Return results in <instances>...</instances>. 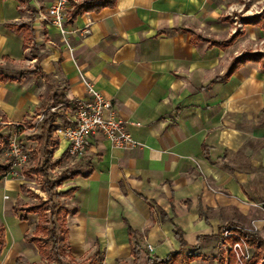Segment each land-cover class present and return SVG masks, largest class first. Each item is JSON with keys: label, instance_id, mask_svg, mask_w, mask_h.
Returning <instances> with one entry per match:
<instances>
[{"label": "crops", "instance_id": "1", "mask_svg": "<svg viewBox=\"0 0 264 264\" xmlns=\"http://www.w3.org/2000/svg\"><path fill=\"white\" fill-rule=\"evenodd\" d=\"M51 2L0 0V135H16L27 153L43 109L71 126L75 103L89 98L80 75L140 144L118 150L94 134L73 159L78 175L62 183L73 192L61 198L73 263L146 264L180 253L185 264L189 253L186 264H226L225 240L238 231L264 241V68L247 62L226 75L241 54L231 50L238 38L214 45L232 35L236 0H115L65 19L70 54L46 17ZM49 150L59 158L66 143L53 136ZM21 185L0 180V264H47L28 242L34 213L15 211ZM224 247L222 259L212 254Z\"/></svg>", "mask_w": 264, "mask_h": 264}, {"label": "trees", "instance_id": "2", "mask_svg": "<svg viewBox=\"0 0 264 264\" xmlns=\"http://www.w3.org/2000/svg\"><path fill=\"white\" fill-rule=\"evenodd\" d=\"M115 4V0H84L79 4H71L70 10L67 12L66 20L71 22L73 21L77 16H80L84 13H97L100 10L104 8H112ZM242 24L245 26H259L261 29H264V23L259 22V19L255 17L246 18L242 20ZM237 35L233 34L227 41L222 43H214V45L218 47H226L230 45L235 39ZM247 62H253V63H259L262 68H264V58L259 56V54H250V53H242L238 55L236 58H234L227 70L226 75H230L233 73V71L240 65H243ZM58 104L57 101L52 103V107H55ZM57 116L56 114L52 113L49 108H45L41 112V122L39 125V133L32 137V139L35 141L36 146L34 150L29 151L26 153V165L21 168V175L23 178H27L28 176H36L39 177L41 180V188L42 191L46 195V200L44 201V204L47 208H45L43 211L47 212L49 214V225L50 228L44 230L39 229L36 226L35 234H33V237L28 239V242L35 245L37 248L40 249L42 254L46 257L47 264H74L71 257L68 255L66 251L65 246V239L64 234L65 230L62 226L60 230V238H57V234L55 233V227L54 221L52 220L53 216H59L62 212L61 221L63 225V218L65 215V212L61 209H54V206L50 204L52 202L53 198H60V197H66L70 196L73 192V189H69L62 193L53 192V189L55 187L59 186L61 183L65 182L66 180L70 179L71 177H74L78 175L76 172H73L69 175H64L58 178L56 182H49L46 179V171L49 167H54L57 165L60 160L64 157H68L67 152H64L56 161L50 163V154H48V149L52 146V139L55 133V130L59 128V126L56 124ZM8 137L1 136L0 135V154L5 152L6 145H7ZM22 150H24L22 148ZM38 158L41 159V161H38ZM30 164L31 166L28 167L27 164ZM10 170V163L9 161L5 164H0V180H2ZM22 187H20L21 189ZM49 205V206H47ZM34 210H39V207H30L28 208V211L25 213H34ZM15 211H17L15 209ZM23 216V215H22ZM21 216V219H22ZM57 219V218H56ZM44 233V237L37 236V232ZM238 237L243 241L245 246L249 249H252L253 252L250 255V257L243 261V264H257L259 262V253L264 248V242L263 240L257 235V233L254 232H245V231H238L237 232ZM132 234L131 231H129V235ZM178 237V235H176ZM225 241H227V244L232 245L234 243H237L238 240L236 238H228ZM57 242L61 244V247H57ZM4 245L3 240V231L0 226V253ZM133 253V252H132ZM195 256L190 255L189 253L185 256V264L191 261ZM182 258V255L180 253H170L168 256L163 260H157L155 258H147L146 264H181L180 260ZM88 264V263H84ZM226 264H237L236 259L234 257V253L231 250L227 251V262Z\"/></svg>", "mask_w": 264, "mask_h": 264}, {"label": "built area", "instance_id": "3", "mask_svg": "<svg viewBox=\"0 0 264 264\" xmlns=\"http://www.w3.org/2000/svg\"><path fill=\"white\" fill-rule=\"evenodd\" d=\"M69 0H52L46 9V17L51 24L57 28L61 38L65 34L63 22L66 19ZM66 51L70 54V48L63 39ZM79 80L85 88L89 98L86 101L75 103L74 120L71 126L59 127L55 130L54 136L66 143V152L69 158L78 159L82 157L88 145V138L98 134L102 136L112 148L118 150H133L140 144L133 140L125 129V124L116 117L115 112L108 100L93 90L91 85L79 75ZM53 112V109L50 110ZM36 122H41V115L36 117ZM20 127L16 125L15 129ZM4 154L10 163V170L7 176H14L17 170L26 165V152L22 150L20 141L16 135L11 136L6 145ZM224 237L230 236L223 233ZM238 242L230 245L237 264H243L250 256L243 241L234 236ZM150 250L149 247H147Z\"/></svg>", "mask_w": 264, "mask_h": 264}, {"label": "rangeland", "instance_id": "4", "mask_svg": "<svg viewBox=\"0 0 264 264\" xmlns=\"http://www.w3.org/2000/svg\"><path fill=\"white\" fill-rule=\"evenodd\" d=\"M84 0H69L68 7L71 8V4H79ZM237 6L233 8V11H227L228 17H227V28H229V33L236 34L237 40L235 41L233 47H232V54H236L241 52L242 53H250V54H259V56L264 58V29H261L259 26H250V27H243L245 25L242 24V20L246 18L251 17H257L259 19V22L264 23V0H236ZM232 10V9H231ZM225 27V28H226ZM224 31V30H223ZM231 35V36H232ZM224 33H222V37H224ZM41 103H46V101H42ZM31 126H29V133L28 138H32L33 136L37 135L39 133V122H36V120L32 123H30ZM25 127V125H24ZM27 128V127H26ZM27 130V129H26ZM32 141V140H31ZM31 148H34V143L32 142ZM48 154H50V163L56 161L58 157L54 158V154L52 156V151L48 149ZM7 160L6 155L4 154L3 157H0V163H4ZM38 161H41L40 158H38ZM72 163V164H71ZM75 161L72 158L64 157L60 160V162L55 165L54 167H49L46 171V179L51 182H56L58 178L61 176H66L71 173H73V170L76 168ZM10 179H17L21 182V189H20V197L18 204H16L15 209L17 211H21L22 213H25L28 211V208L30 207H39V210H34V215L30 219V222L37 221L36 226L39 229L46 230L50 228L49 225V214L47 212H44L43 210L47 208L44 204V201L46 200V195L42 191L41 188V180L39 177L36 176H28L27 178H21V175L19 173V170H17L16 174L14 176H9ZM65 187H63L62 183L55 187L53 189V192L62 193L65 191ZM62 191V192H61ZM67 191V190H66ZM6 196L8 198H12L13 194L6 193ZM69 197V196H66ZM65 197L60 198H53L52 204L54 206V209H61L65 212L67 211V203L65 199H61ZM3 199H6L3 197ZM49 206V205H47ZM62 215V212L61 214ZM53 216L52 220L54 221V227H55V233L57 234V238H60V230L62 228V221L61 216ZM57 218V219H56ZM37 236L44 237L43 231L37 232ZM264 242V241H263ZM264 245V244H263ZM57 247L60 248L61 244L57 242ZM62 248V247H61ZM225 247L220 248L219 251L212 252L213 255H215L218 258L222 259V256L225 254ZM253 250H248V255L252 254ZM260 259L257 264H264V248L259 253Z\"/></svg>", "mask_w": 264, "mask_h": 264}]
</instances>
